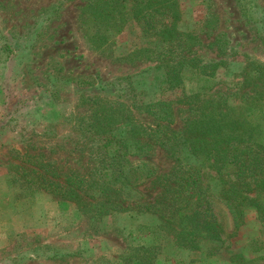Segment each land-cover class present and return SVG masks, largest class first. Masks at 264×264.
I'll list each match as a JSON object with an SVG mask.
<instances>
[{
  "label": "rangeland",
  "instance_id": "1",
  "mask_svg": "<svg viewBox=\"0 0 264 264\" xmlns=\"http://www.w3.org/2000/svg\"><path fill=\"white\" fill-rule=\"evenodd\" d=\"M178 1L166 42L135 19L95 42L84 0H0V264H128L153 239V264H264V213L243 208L235 229L219 201L228 181L209 169L219 252L204 241L201 253L176 252L149 211L178 154L152 134L172 137L157 126L161 109L171 131L196 120L198 135L208 123L264 144V0ZM167 67L180 83L158 91ZM55 182L86 210L50 193ZM98 199L112 208L100 221L89 210Z\"/></svg>",
  "mask_w": 264,
  "mask_h": 264
},
{
  "label": "trees",
  "instance_id": "2",
  "mask_svg": "<svg viewBox=\"0 0 264 264\" xmlns=\"http://www.w3.org/2000/svg\"><path fill=\"white\" fill-rule=\"evenodd\" d=\"M84 1L86 5L83 11L94 22L95 35L92 38L95 42H101L102 29L115 28L134 19L143 22L149 28L151 37L166 42L182 13L178 0ZM261 39L264 45V37ZM209 67L214 68L216 65ZM171 69L173 67L165 69L164 77L167 83H158V91L162 88L174 91L177 83H180L178 74L174 76ZM161 112L156 113L159 120L157 126L164 128L162 124L166 125L164 129L172 133V137L166 138L160 130H155L152 134L158 133V140L162 135L160 139L162 146L166 144V140H172L170 144L172 150L178 154L175 155L171 172L161 178L168 187L166 194L157 196L149 205V211L159 217L162 231L164 226L166 227L163 231L167 236L166 241L176 252L201 253L203 241L211 243L219 252L218 244H222L221 226L211 211L207 193L202 187L200 172L209 169L222 183L228 181V185L223 187L219 201L231 215L234 228L238 230L243 224V208L253 209L259 219L264 213V144L252 141L244 143L241 137L226 128L212 132L215 126L208 123L210 131H207V135H198V132H194L200 129L196 120H190L181 131H171L172 123L169 121L171 117ZM101 141L102 143L97 145L98 149H107L111 137L107 136ZM179 154H182L183 158ZM51 186L50 193L74 201L83 212L86 210L85 207H81L83 199L77 193H73L66 184L55 182ZM45 190L48 191V188ZM89 210L100 221L109 215L112 208L106 205L103 199H98L96 203L90 205ZM140 229L148 233L150 231L149 227ZM161 246V242L156 239H153L150 245H140L135 249V254L127 258L128 264H153ZM239 256L236 255L235 258Z\"/></svg>",
  "mask_w": 264,
  "mask_h": 264
},
{
  "label": "crops",
  "instance_id": "3",
  "mask_svg": "<svg viewBox=\"0 0 264 264\" xmlns=\"http://www.w3.org/2000/svg\"><path fill=\"white\" fill-rule=\"evenodd\" d=\"M46 196V195H45ZM206 257V256H205Z\"/></svg>",
  "mask_w": 264,
  "mask_h": 264
}]
</instances>
